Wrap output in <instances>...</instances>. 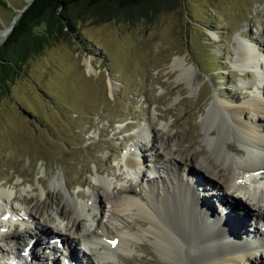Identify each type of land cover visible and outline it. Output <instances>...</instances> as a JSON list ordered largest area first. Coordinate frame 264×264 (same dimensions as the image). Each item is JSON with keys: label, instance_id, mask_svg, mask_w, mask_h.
Here are the masks:
<instances>
[{"label": "rangeland", "instance_id": "1", "mask_svg": "<svg viewBox=\"0 0 264 264\" xmlns=\"http://www.w3.org/2000/svg\"><path fill=\"white\" fill-rule=\"evenodd\" d=\"M0 1L7 3L3 6L0 2V31L5 30L1 44L28 0ZM75 28V39L52 42L31 57L23 74L0 98V190L15 192L17 203L23 206L25 200L31 203L37 211L34 222L38 228L41 217L57 220L59 201L64 213L68 214L67 202L76 199L92 215L91 204L97 194L106 205L104 195L110 185L128 187L125 172H129L123 161L125 156L138 155L131 147L145 134L150 143L142 140L146 148L142 153L148 163L152 151L163 153L167 145L174 153L176 141L195 156L204 152L208 159H214L203 141L201 126L213 97L240 104L257 94L250 85L253 81L263 87L260 93L264 94V83L257 80L263 77L262 71L237 61L243 44L264 56V0H173L159 4L150 20L87 21ZM175 61H183L189 73L179 78L181 68H173ZM254 115L243 112L245 120L254 119ZM257 118L264 124V115ZM149 127L154 131L149 132ZM217 129L218 125L213 128L215 134ZM168 138L172 140L167 142ZM153 139L158 140L156 144ZM230 145L234 148L232 161L245 163V155L235 154L243 148L234 142ZM110 168L120 181L109 174ZM147 171L153 178V168L151 174ZM186 171L197 176L192 184L200 195L202 211L220 215L222 203L228 211L239 207L245 213L237 219L230 215L224 226L236 229L242 238L244 233L252 234L264 244V229L255 219L260 216L241 208L240 200L228 191L216 199L208 195L210 203L205 204V194L199 189L212 183V177L194 161L188 163ZM130 183V190L137 193L140 179L133 178ZM216 202L221 209L213 207ZM248 202L252 206L251 200ZM259 208L264 212V206ZM215 221L210 217L207 222L214 225ZM243 225L245 231L251 229L242 233ZM51 227H56V221ZM119 230L125 231L122 227ZM147 239L132 246L130 254L117 253L109 264H168ZM20 245L14 252L19 250L18 255L25 260L21 264H66L57 257L49 262L41 250L33 253ZM53 245L57 249L62 246L55 240ZM179 257L184 264L189 263ZM2 259L7 264L6 258Z\"/></svg>", "mask_w": 264, "mask_h": 264}, {"label": "bare ground", "instance_id": "2", "mask_svg": "<svg viewBox=\"0 0 264 264\" xmlns=\"http://www.w3.org/2000/svg\"><path fill=\"white\" fill-rule=\"evenodd\" d=\"M4 31H0V41L5 35ZM243 46L237 61L244 67L252 64L255 70L262 71L263 77L257 80L264 83V56L261 52L256 53L250 49L248 45ZM90 64L89 62L91 67ZM184 66L183 61H175L173 64V68H181L179 78L190 71ZM250 85L257 91L250 100L233 105L215 95L207 113L202 117L203 141L208 147L204 146L210 148L214 159H208L204 152L195 156L176 141L173 145L176 148L174 153L167 145L163 153L152 151L149 160L151 162L148 163L142 153V150L146 149L142 140L150 143V136L145 134L144 139L141 138L142 140L131 147L138 150V155L125 156L123 161V166L129 172H125L129 177L126 180L129 186L110 185L104 195L107 196L106 205L100 203V194H97L91 204L92 215L88 207L76 199L67 202L68 214L64 213L59 201L56 204L57 220L41 217L39 225L41 224L42 230L36 231V228L32 229L33 227L26 223L37 216L35 208L30 206L31 203H26L28 201L25 200L23 206L17 203L15 192L0 190V246L3 247L0 249V263L3 264L2 258H6L7 264H14V261L21 264L24 259L18 255L19 250L15 255L11 249L20 243L24 249L30 247L33 253L36 249L41 250L49 262L57 257L61 263L66 264H93L95 261L96 264H109V259L115 258L117 253L123 251L130 254L134 251L132 246L147 238L155 249L167 258L168 264H184L179 255L188 260V264H242L243 260L249 264H258L263 261L264 244L260 245L253 239L252 234L244 233L246 237L242 238L243 234L238 236L239 231L224 226L229 222L230 215H233L231 218L237 219L245 212L238 210L239 207L228 211L223 203L220 215L202 211L198 203L200 195L192 184H195L197 176H191L186 171L188 163L194 161L201 170L212 177V183L199 189L200 194H205V204L210 203L208 195L211 199H216L223 196L225 191H230L229 196L240 198L241 208L251 212L254 217L260 216L255 218L256 223L264 229V212L259 208L260 205L264 206V124L261 118H257V115H264V94L261 95L263 87H259L257 82L253 81ZM244 111L255 114L254 119L245 120ZM220 120L224 122L223 125L219 124ZM217 125L215 134L213 128ZM153 131L154 127H149V132ZM170 140L172 138H168L167 142ZM152 141L156 144L158 140ZM231 142L243 148L235 151V154L245 155V163L240 165L232 161L230 152L234 148L230 145ZM154 163L159 165L156 167ZM146 167L149 172L152 168L155 171H151L153 178L143 173L147 170ZM108 172L117 181L121 180L112 173L111 168ZM140 177L142 182L139 183L141 186L140 190L137 189V194L130 190V181ZM258 178H262V181L256 180ZM248 200H251L252 206ZM16 204L20 206L17 207ZM213 205L216 209H221L219 203ZM18 209L25 214H20ZM24 215L26 218L29 215L31 220L26 221ZM210 217L216 219L213 223L216 226L208 224ZM55 221L56 227L52 228ZM119 227L125 231L122 232ZM51 229L55 230V233ZM250 229L251 227L245 231L243 225L241 232H248ZM53 240L62 244L61 249L53 245ZM115 241L117 245L113 246ZM8 245H11V248H8Z\"/></svg>", "mask_w": 264, "mask_h": 264}, {"label": "trees", "instance_id": "3", "mask_svg": "<svg viewBox=\"0 0 264 264\" xmlns=\"http://www.w3.org/2000/svg\"><path fill=\"white\" fill-rule=\"evenodd\" d=\"M169 1L173 0H33L0 44V98L44 46L75 39L77 23L150 20L156 7Z\"/></svg>", "mask_w": 264, "mask_h": 264}, {"label": "water", "instance_id": "4", "mask_svg": "<svg viewBox=\"0 0 264 264\" xmlns=\"http://www.w3.org/2000/svg\"><path fill=\"white\" fill-rule=\"evenodd\" d=\"M32 1L33 0H28L27 1V5L24 7V9L20 12V13H18V14H16L15 15V17H14V19H13V21H12V24H11V26L7 29L8 30V35H9V33L12 31V29H13V26H14V24L16 23V21L18 20V18L20 17V15H21V13L32 3Z\"/></svg>", "mask_w": 264, "mask_h": 264}]
</instances>
